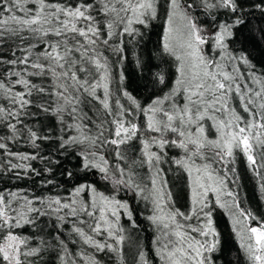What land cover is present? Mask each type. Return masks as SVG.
<instances>
[{
  "label": "snow or ice",
  "instance_id": "obj_1",
  "mask_svg": "<svg viewBox=\"0 0 264 264\" xmlns=\"http://www.w3.org/2000/svg\"><path fill=\"white\" fill-rule=\"evenodd\" d=\"M256 9L264 0H0V175L42 177L39 194L0 190V264H39L49 248L59 264H217L220 212L234 264H264V215L243 206L237 170L264 192V67L233 47ZM157 22L175 71L153 73L142 102L120 64Z\"/></svg>",
  "mask_w": 264,
  "mask_h": 264
},
{
  "label": "trees",
  "instance_id": "obj_2",
  "mask_svg": "<svg viewBox=\"0 0 264 264\" xmlns=\"http://www.w3.org/2000/svg\"><path fill=\"white\" fill-rule=\"evenodd\" d=\"M250 11H253V15L249 17L247 27L237 32L233 47L238 50H246L254 63L260 67H264V33L260 31L261 28H264V16L261 15L258 9ZM198 20L201 23L207 22V18L202 13L198 16ZM162 31V22H157L155 27L146 30L142 40H139L138 43L133 42L128 44L125 50L126 58L120 64V68L125 77L124 85L127 87L128 91L137 96L142 102L147 101L150 94L153 92V73L159 72L163 74L166 82H168L175 71L171 58L166 55H161L160 52L159 43ZM164 87V85L155 86L157 91ZM41 119L43 123L39 126L44 127L48 125L49 121L47 119L43 117H41ZM14 150L33 151L28 145H18ZM41 152L44 155L51 153L53 157L56 156L55 146L48 142H45L41 146ZM32 163L37 169L44 167V162L42 161L37 160ZM74 163L75 160L72 162L64 160L63 166L72 168ZM237 170L240 174L238 181L239 198L243 202V206L251 208L258 215H264V192H261L258 187V178L248 171L245 164L240 160L237 161ZM60 171L61 169H57L55 178L58 182L65 183L66 178L59 175ZM41 179L42 177L30 175L28 178L17 180L11 174L0 175V190L10 189L16 191L18 189H25L39 194L41 192ZM89 181H97L98 184L102 183L98 181L95 176H90ZM75 182L76 181H73L72 183ZM171 183L176 185L174 191L178 192L182 187V182L179 180L178 176L172 177ZM67 186L70 187L71 184H67ZM101 190H103V188ZM124 198L129 199L127 195H124ZM129 202L131 203V201ZM134 206L139 207L138 205ZM138 221L141 224L142 230L141 243L147 250L151 247L150 240L152 231L151 228L147 226V222L143 221L142 217H138ZM217 227L218 231L221 233V245L223 248V255L217 264H234L237 257L238 243L232 232L231 222L227 214L223 212L218 213ZM46 231H50V229ZM67 238L69 240L72 239L71 236ZM46 239L51 240V237H46ZM70 247H72L71 244ZM56 251H59V249L49 248V250L44 253L43 259L39 264H59V259L54 254ZM99 255L103 257V264H117L116 258L111 254ZM243 264H247V261L245 260Z\"/></svg>",
  "mask_w": 264,
  "mask_h": 264
}]
</instances>
